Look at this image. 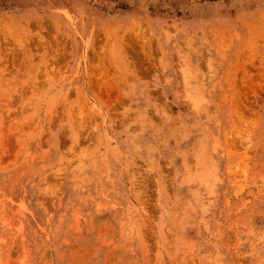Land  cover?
Returning a JSON list of instances; mask_svg holds the SVG:
<instances>
[{
    "label": "rangeland",
    "instance_id": "obj_1",
    "mask_svg": "<svg viewBox=\"0 0 264 264\" xmlns=\"http://www.w3.org/2000/svg\"><path fill=\"white\" fill-rule=\"evenodd\" d=\"M0 264H264V0H0Z\"/></svg>",
    "mask_w": 264,
    "mask_h": 264
}]
</instances>
